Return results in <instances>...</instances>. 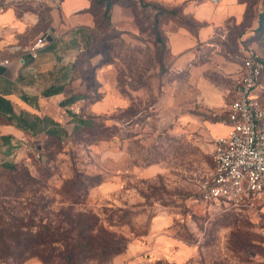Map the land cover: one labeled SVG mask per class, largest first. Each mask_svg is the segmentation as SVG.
<instances>
[{
	"label": "rangeland",
	"instance_id": "obj_1",
	"mask_svg": "<svg viewBox=\"0 0 264 264\" xmlns=\"http://www.w3.org/2000/svg\"><path fill=\"white\" fill-rule=\"evenodd\" d=\"M123 5L133 12L134 31L122 35L101 14L94 48L101 53L98 65L113 66L107 76L127 105L93 112L92 101L109 90L97 67L88 68L79 83L86 94L79 114L94 116L95 123L60 138L31 139L12 157L16 170L0 165V211L52 226L65 224L69 211L97 220L126 243L104 264H264V200L224 212L201 199L215 147L198 119L214 116L193 97L168 92L181 71L168 64L165 26H193L194 19L138 1ZM178 100L185 103L181 112L170 104ZM20 264L45 263L31 257Z\"/></svg>",
	"mask_w": 264,
	"mask_h": 264
},
{
	"label": "crops",
	"instance_id": "obj_2",
	"mask_svg": "<svg viewBox=\"0 0 264 264\" xmlns=\"http://www.w3.org/2000/svg\"><path fill=\"white\" fill-rule=\"evenodd\" d=\"M145 1L194 19L193 27L174 22L165 26L168 64L181 71L168 92L193 97L199 108L214 116L198 119L213 140L227 134L230 127L224 119L242 74L240 62L230 53L253 52L264 62V0ZM0 2L4 5L0 10V165L12 162L17 150L27 147L31 139L51 133L60 138L75 129L76 114L86 98L79 83L88 68L94 72L97 67V78L109 90L92 101L93 112L127 105L107 76L113 66L98 65L101 53L94 47L100 10L97 14L93 0ZM133 18L129 7L113 4L110 21L122 35L134 31ZM44 33H49V41L34 58L31 46ZM252 94L264 99V76ZM170 104L176 112L185 110L184 101ZM160 220L159 216L155 223L159 225Z\"/></svg>",
	"mask_w": 264,
	"mask_h": 264
},
{
	"label": "built area",
	"instance_id": "obj_3",
	"mask_svg": "<svg viewBox=\"0 0 264 264\" xmlns=\"http://www.w3.org/2000/svg\"><path fill=\"white\" fill-rule=\"evenodd\" d=\"M48 41L49 33L36 39L30 50L34 58ZM230 57L240 62L242 74L224 119L230 129L214 138V169L201 199L224 212H240L264 200V99L252 94L264 76V62L253 52L235 51Z\"/></svg>",
	"mask_w": 264,
	"mask_h": 264
},
{
	"label": "trees",
	"instance_id": "obj_4",
	"mask_svg": "<svg viewBox=\"0 0 264 264\" xmlns=\"http://www.w3.org/2000/svg\"><path fill=\"white\" fill-rule=\"evenodd\" d=\"M93 1L96 13L100 10V15L102 14L108 22L110 10L116 2L126 4L138 1L141 5L153 7L159 13L178 12L176 9H168L145 0ZM76 115V130L80 126L95 123L94 116ZM50 135L59 138L52 133ZM4 165L14 170L17 168L15 162ZM72 183L78 185L76 182ZM73 194L69 192L71 199ZM81 215L80 213L75 218L69 211L62 221L65 224L52 226L50 222L44 223L43 219L36 220L34 215L26 216L20 212L11 213L3 209L0 211V262L20 264L31 257H37L45 264H104L109 257L123 252L126 243L121 233L107 230L103 225H98L97 220L85 219Z\"/></svg>",
	"mask_w": 264,
	"mask_h": 264
}]
</instances>
